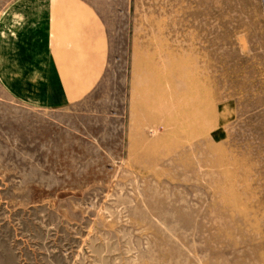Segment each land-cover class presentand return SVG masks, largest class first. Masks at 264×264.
<instances>
[{
  "label": "rangeland",
  "instance_id": "374dc122",
  "mask_svg": "<svg viewBox=\"0 0 264 264\" xmlns=\"http://www.w3.org/2000/svg\"><path fill=\"white\" fill-rule=\"evenodd\" d=\"M104 70L0 86V264H264V0H93Z\"/></svg>",
  "mask_w": 264,
  "mask_h": 264
},
{
  "label": "crops",
  "instance_id": "0c3cea01",
  "mask_svg": "<svg viewBox=\"0 0 264 264\" xmlns=\"http://www.w3.org/2000/svg\"><path fill=\"white\" fill-rule=\"evenodd\" d=\"M93 0H0V86L33 107L81 99L108 52Z\"/></svg>",
  "mask_w": 264,
  "mask_h": 264
}]
</instances>
